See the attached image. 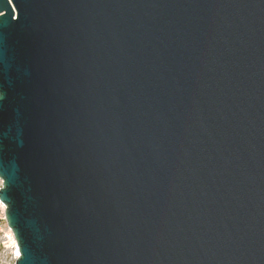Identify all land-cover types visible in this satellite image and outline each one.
Wrapping results in <instances>:
<instances>
[{
	"label": "water",
	"instance_id": "water-1",
	"mask_svg": "<svg viewBox=\"0 0 264 264\" xmlns=\"http://www.w3.org/2000/svg\"><path fill=\"white\" fill-rule=\"evenodd\" d=\"M0 181L15 264H264V0H0Z\"/></svg>",
	"mask_w": 264,
	"mask_h": 264
},
{
	"label": "rangeland",
	"instance_id": "rangeland-1",
	"mask_svg": "<svg viewBox=\"0 0 264 264\" xmlns=\"http://www.w3.org/2000/svg\"><path fill=\"white\" fill-rule=\"evenodd\" d=\"M13 240L11 232L4 220V207L0 203V264H15L17 258Z\"/></svg>",
	"mask_w": 264,
	"mask_h": 264
},
{
	"label": "bare ground",
	"instance_id": "bare-ground-1",
	"mask_svg": "<svg viewBox=\"0 0 264 264\" xmlns=\"http://www.w3.org/2000/svg\"><path fill=\"white\" fill-rule=\"evenodd\" d=\"M13 244H14V247H15V249H16V257H18V250H17V247H16V244H15V241L13 240Z\"/></svg>",
	"mask_w": 264,
	"mask_h": 264
},
{
	"label": "built area",
	"instance_id": "built-area-1",
	"mask_svg": "<svg viewBox=\"0 0 264 264\" xmlns=\"http://www.w3.org/2000/svg\"><path fill=\"white\" fill-rule=\"evenodd\" d=\"M17 258V257H16Z\"/></svg>",
	"mask_w": 264,
	"mask_h": 264
}]
</instances>
